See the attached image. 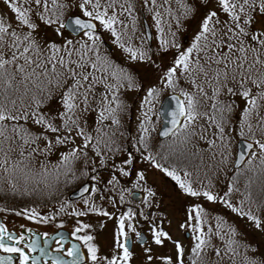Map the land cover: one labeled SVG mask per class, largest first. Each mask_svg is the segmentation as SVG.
<instances>
[{"label":"snow or ice","instance_id":"1","mask_svg":"<svg viewBox=\"0 0 264 264\" xmlns=\"http://www.w3.org/2000/svg\"><path fill=\"white\" fill-rule=\"evenodd\" d=\"M2 2L15 14L17 24L27 31H17L10 24H6L3 18H0V81L6 83L7 89H13L18 94L16 98L7 94L0 98V173L7 177L10 172H13L16 183L13 184L9 180L11 188L18 191V186L23 185L27 193L29 185L43 184L45 188H51L60 184L62 177L64 183H67L69 179L78 178L77 165L79 163H82L86 169L96 172V158H99L100 165L106 168L108 166L106 158H112V154L119 151L115 147L114 138L120 127L121 105L117 102L118 98L114 92L124 87L131 89L135 85L130 76L123 71L116 72L108 65L107 60L96 55L97 44L101 39L100 36L94 35L97 25L84 22L82 17L98 22L105 31L111 33L117 45L129 53L133 61L155 64L157 68H160V65L156 64L147 53L141 52L138 55L136 51L125 47L122 41L124 34L118 33L116 27L123 24V21L118 19L116 14L109 15V10L115 12L118 5L119 16L126 14L133 16L134 0H123V2L121 0H105V2L102 0H82V2L73 0L71 6L77 8L78 11L68 18L67 22L62 17L69 4L64 3L63 0H2ZM21 2L29 7H19ZM172 2L173 0H163V3L158 5L157 0H143V6L164 8ZM215 3L219 11H210L200 18L199 32L194 37V43L187 50H181L176 32H170L173 37L171 41H161V48L165 52L169 48L177 50L173 66L167 69L162 83L166 88L179 92L186 101L180 103L177 100L178 115L183 118V124L177 121L176 114H174L173 132L163 133L165 137L175 135L176 130L179 129L187 133L189 137L199 135L200 139H204V133L214 128V135L223 142L232 104L219 100L222 92L228 96L238 95L245 101L242 123L249 133H253V124L250 121L254 116L257 121L256 127L264 133V116L260 114V109L264 108V72L259 71L260 68H264V60L256 57L252 63H249L247 55L249 48L245 47L244 40L241 39V37L249 39L253 52L259 51L255 47L256 44L264 49V31H261L259 35L255 31H249L258 22V18L264 17V0H215ZM208 4L209 0H199V5L195 0L188 4H181L184 10L183 18L195 19L199 6L203 5L206 8ZM50 5L55 6V10ZM164 10L168 15L172 14L170 8ZM220 12H223L228 19L221 21ZM161 15L160 11H156L153 17L158 28L162 23ZM229 23L231 27L228 26ZM41 24L45 29H53L60 37L64 36L63 30L72 28L74 32L82 34L84 43L77 46L73 40H67L63 45L50 42L40 35ZM123 27L127 28V25L123 24ZM176 27L177 29L181 27L179 22ZM8 41L11 42L8 43ZM6 55L7 59H5ZM9 66L14 67L15 71L9 72ZM257 72H259V78H255ZM180 77H185L199 95L196 96L181 89L179 87ZM109 78L115 81V84L108 83ZM98 84H103L106 91H99ZM206 86L212 87L211 95L205 90ZM253 89L259 91H253ZM158 95L155 88L148 91V98ZM53 99L56 100V105L48 111H41L48 107V102ZM201 99L205 102L212 101L209 111H199ZM96 103L103 106L102 110L98 112L96 125L86 129V122L81 124V117L86 112L96 111L93 107ZM50 113L54 114L50 115ZM213 113H219V118ZM200 120L207 121V125H200ZM29 121L43 131L34 134L27 126ZM141 132L137 152L151 167L174 181L184 195L197 198V200L203 198L212 204H222L238 217L251 221L257 229L264 230L262 227L264 221L230 202L228 198L236 190L234 185H229L228 191L223 196L215 195L211 190H197L194 187L197 179L193 178L186 169H177L171 165L164 167L159 163L155 151L149 150L147 143L149 129L144 124L141 125ZM240 135L245 138L243 129ZM78 139L80 143L77 142ZM189 142L190 139L184 141V143ZM207 143L209 147L216 146L214 140L207 141ZM254 146L259 148L261 160L264 162V142L257 139H253L252 143L246 145V151L251 154L247 158L248 162L256 159ZM54 151L58 155V160L55 164L49 165L47 158ZM14 156L17 158L13 159ZM41 156L44 160L38 161V157ZM245 159L244 156H240V163H244ZM135 162H138V157L129 153L122 162L123 166L113 164V171L128 177L130 172L125 171V168L131 167ZM79 174L84 175L85 173ZM90 180L95 181L96 176L91 175ZM145 181L146 177L141 173L137 178L136 186H140L141 182ZM106 183L118 185L120 181L116 176H112ZM205 188L207 189V185ZM36 190L39 189L33 188V191ZM144 190L149 198L156 196L151 189L145 188ZM100 191L103 190L98 187L85 186L80 194L91 197ZM123 199L124 197L121 196V200ZM85 207L97 216L107 217L109 220L114 218L107 211L97 210L87 200ZM4 211L5 209L0 208V212ZM59 211L65 213L66 210L61 207ZM14 214L35 224H48L55 219L54 216H40L35 209H23ZM66 214L77 217L79 226L75 227L72 239L80 241L86 247V258L90 264H129L132 255L127 246V232L135 231V227L131 224V220L135 217L131 212L117 218V231L113 234L112 247L114 251L117 248L122 251L119 257L115 255L101 257L99 246L92 243L96 237L91 234L80 235L82 232L87 233L91 227L79 223L78 218L85 216L86 212L73 209ZM144 219L148 217L145 216ZM205 222V210L200 203H196L187 215V223L181 225L184 230L191 227L193 232L194 245L191 249V264H204L203 258L207 256L209 250L212 251L213 257L219 260L224 259L222 248L227 249L230 257L233 254L239 255L233 246L236 242L231 239L219 247H213L211 236L224 240L225 229L218 222L216 231H213L211 227L205 231L203 228ZM57 227L63 228L64 225L60 224ZM103 227L104 222H101L100 228L103 229ZM25 231L21 226L20 234L16 235L0 223V252L8 256L7 260L0 258V264H11L12 256L20 258L19 264H40L36 258L30 260L28 254L37 249L42 257H49L52 264H65L60 256H53L48 251L51 241L61 243L63 237H49L44 234V247L41 248L39 243L41 236L33 233L35 239L29 245L25 243L28 238L24 234ZM227 231L232 236L236 235L232 228H228ZM152 235L153 243L158 247H165V242L172 243L176 252L175 264H185L184 249L179 242L172 240L170 234L153 226ZM137 238L139 239L138 233ZM55 251L72 258V264H80L79 247L72 246L67 251L63 248H56ZM146 254L148 264H152L155 258L151 255V248L146 249ZM159 259L163 264H174L172 257H159ZM248 264H264V262L249 257Z\"/></svg>","mask_w":264,"mask_h":264},{"label":"trees","instance_id":"2","mask_svg":"<svg viewBox=\"0 0 264 264\" xmlns=\"http://www.w3.org/2000/svg\"><path fill=\"white\" fill-rule=\"evenodd\" d=\"M63 2L69 4V7L64 10V15H63L62 19H65L70 14L77 13L78 9L71 6L73 3V0H63ZM81 2H82V0H81ZM102 2H105V0H102ZM121 2H123V0H121ZM190 2H192V0H173L171 5H165L164 8L157 7V9L159 8V10L162 13L163 18L164 17L173 18V19H168V21L171 23H175V22H178L183 17V11L184 10L181 7V4H188ZM157 3H158V5H160L163 3V0H157ZM198 4H199V2H198ZM18 6L22 7V8H28L29 7L28 5H24L22 2ZM201 6H200V9H198V14H197L199 18L206 16L207 13L210 11H219V7H218V5H216L215 0L214 1L212 0V2H211V0H209V4L206 8L203 5H201ZM50 7L53 8V10H55V6L50 5ZM149 8H151V6ZM165 8H170V11L172 14L168 15L167 12H165V10H164ZM151 9H152V11L156 10V8H151ZM143 10H144V12L147 13V8H145ZM110 11H111V15L116 14L119 16L118 13L120 12V8L117 5L115 12H113L112 10H110ZM109 15H110V13H109ZM0 18H3L6 24H10L11 27L16 29L17 31H27V29H22L17 24V21L15 20V14L12 13L8 9V7L2 2V0H0ZM189 18H191V17H189ZM219 18L221 21L228 19L223 12H220ZM261 18H264V17H261ZM261 18H258V19H261ZM118 19L122 20L123 24H126L128 28H131L132 26H134L135 21L137 20V14H135V12H134L133 16H128L126 14L125 16H119ZM123 24L116 26L118 33H124L125 32V28L123 27ZM228 26L231 27L232 26L231 23H229ZM199 28H200V26H199ZM260 28H263V29H258L257 23H255L252 26V28L249 29V31H255L256 34L259 35V33L261 31H264V27H260ZM40 30H41L40 35L44 39H46L50 42L56 43L57 45H63L64 43H66L67 40H73L74 42L76 41L75 39H71V38H66V40H65V38H61V40L59 38L58 39H52L49 35H47V32L52 30V29H45L44 25H42V24L40 25ZM103 33H104V31L102 30V34ZM197 33H195V35L190 38V42H188V44L187 43L186 44L181 43L180 44L181 48L191 47L192 44L194 43V37L196 36ZM110 35H111V33H110ZM241 39L244 40L245 47L249 48V51L247 53L249 63H252L256 57H259L261 60H264V49H261L260 46L258 44H256L255 47L257 49H259V51L253 52V51H251V44L249 42V39L245 38V37H241ZM10 42L11 41H8V43H10ZM81 44H83V43H80L77 46H79ZM252 44H255V42H252ZM112 46H114V43L112 44ZM97 49H98V52L96 55H98L100 58L107 60L105 57L108 56L109 54L106 53L104 56V53L101 52L103 50V45H102L101 41L98 42ZM7 58H8V56L6 55L5 59H7ZM128 62H127V58H126L125 60L122 61V64L127 65V64H129ZM201 63H203V61H201ZM109 65L112 66L114 64H109ZM257 67L259 68V66H257ZM113 68L115 69L116 72L123 71L128 76L130 75L134 80H137V81L140 80L137 77V71L138 70L136 69V67H113ZM8 71L14 72L15 68L12 66H9ZM259 71L264 72V68H260ZM97 75H99V74H97ZM255 78H259V72L256 73ZM101 79H103V77H101ZM185 80H187V79H185ZM199 82L200 81L198 80V83ZM108 83L115 84V81H113L111 78H109ZM185 84H186V86L183 85V87H181V89H183L185 92H188V91H186V88L192 87V85L189 84L188 81H187V83L185 81ZM134 85H135V87H133L131 89L124 87V88H120L118 91L114 92V95L118 98L117 102L121 105V110L119 111L120 127L117 131V135L114 138L115 139V147H117L119 149V151L115 152L113 154L126 152V147L130 148L131 154H135V153L140 154L139 152H137L136 149L139 147L138 140H139L141 134L133 133V131L128 132V130L131 129V126L129 125L128 119H130L134 116V106H132V105H136L137 103H136V100H135V102H133V100H129L126 97H128L129 95H133L134 98L142 96V94H139V92H141L140 84L136 85V82H135ZM97 88L99 91H106L103 84H98ZM205 90L208 92L209 95H211V92H212L211 86H206ZM253 91H259V90L253 89ZM171 92H174V91L171 90ZM176 93L179 94V92H176ZM5 94L12 96L13 98H16V96L18 95L17 93H15L13 91V89H7L5 82L0 81V98H2ZM160 94L161 93H159L158 96H160ZM193 95H196V96L199 95L196 89L193 90ZM97 100H99V97H97ZM219 100L224 102V103L231 102L232 109L233 110L235 109L236 113H237V114H235V116L232 115V112L229 113L230 115H232V117H230V115L228 114L227 122H229V124H233V126L231 128L225 129L226 136H225L224 141L223 142L217 141L218 139L216 138V135H214V133L204 135V139H200V137L197 136V137H195L194 141L192 140L193 136H191V137L184 136V140L190 139V142L189 143H183V145H181V147L179 146L178 140L177 141L171 140V141L167 142L165 144L166 145L165 148L158 147V149L161 153H163V151H165L168 154V155L166 154L167 156H161L160 160L168 166L171 165L174 168H183L186 170L189 167L192 168L195 165L194 160H196V165H198L200 167L201 164H203V163H201L199 161L198 157H199V154H200V156H202V152L204 153V151H203L204 149L199 146L200 141L198 142V140L200 139L203 142L207 141V140L208 141H210V140L217 141V146H219V144L221 145V147H220L221 151H219L216 148V146L211 147V148H213V152H212L213 156L211 158H213V160L215 162V164H213V169H214L215 173L217 172V174H221V172L219 171V169L217 167H219V165L225 166L226 173H227V175H225V178H224L225 179V186L227 187L229 185H234V188L236 189L232 192L231 196L228 199L230 201H232L234 199V194L237 193L239 196L237 207H242L245 212H250L255 217L264 221V162H262L261 157L257 156L256 159L253 161V165L250 166L246 172H244V170H240V171L235 172L229 166V164L232 160V155H233V151L232 152L230 151V145L231 144L233 145L238 139L242 138L240 135L241 130H240V133L237 134L235 127H237L239 125H244L242 123V114H243V109L245 107V101L238 95L237 96H228V95L223 94V92H222L221 96L219 97ZM201 103L205 106L207 105V108L204 110H201V112L209 111L210 101L208 100L207 102H205L203 100ZM238 104L243 105V106L242 107L237 106ZM55 105H56V100L53 99L50 102H48V107L41 109V111H48L49 108H51ZM9 107H11V106L9 105ZM93 107L96 108V111L86 112L81 117V124H85V122H86V129L91 128V127L96 125V122L98 120V112L100 110H102L103 106L96 103L93 105ZM113 107H115V105H113ZM263 109L264 108L260 109V113H261V110L263 111ZM135 113H136V111H135ZM51 114H54V113H50V115ZM213 115H216L217 118H219V113H213ZM238 118H239V120H237ZM250 123L253 124V132L258 131L259 134L253 135V133H249L247 131V127L244 125L245 129H243V132H244L245 138H243V139L253 141V139L258 138L257 140H261L262 142H264V133H262L256 127L257 121H256L255 116L252 118ZM27 126L29 128H31V130L33 131L34 134L40 133L43 131V129L39 128L37 125H35L31 121L28 122ZM47 135H52V134H47ZM77 142L80 143L79 139L77 140ZM161 144L162 143L159 142V146ZM5 146L7 147V145H5ZM133 146H136V148H132ZM179 149H180V151H179ZM231 153H232V155H231ZM113 154H112V158H110V159L106 158L107 164H109L110 162H112L115 159ZM92 155H94V153ZM16 158H17L16 156L13 157V159H16ZM39 160H44V157L43 156L38 157V161ZM57 160H58V155L56 154L55 151L53 152L52 155H50L47 158L49 165L55 164ZM38 161H37V165H38ZM223 162H224V164H223ZM77 167H78V178L69 179V181L67 183H64L63 177H62L61 183L56 185L55 187H51V188H45L43 186V184L29 185L27 193L25 192L23 185L18 186V188H19L18 191H15L11 188V185L8 183V181L9 180L12 181L13 184L16 183L15 175L13 172H10L7 177H5L3 173H0V208L5 209L4 212H8V213L19 212L23 209H28V210L35 209V211L37 213H39L40 216H53L55 213L58 212V210L61 208V204L64 202V199L60 198L58 196V194L68 193L70 190L76 188L81 182H84V181H89V182L97 185L103 191H109V189H110V191H113V190H115V188H117L118 190L123 189V191L128 192L130 190L136 189V186L134 184L130 185V186H128V185L123 186L121 183H119L118 185L107 184L106 182L108 181V176L106 175V172H105L107 167L105 168V167L100 165L99 158H96V165H95L96 172H92L90 169H86L82 163H79L77 165ZM79 173H85V174L80 175ZM91 175L96 176L95 181L90 180ZM192 175H193V178H196L195 170L192 171ZM71 186H72V189H71ZM33 188H37L39 190L33 191ZM224 194H225L224 191H222L220 196H223ZM192 198L193 197H188V201L192 200ZM188 203H189L188 205H191L192 208L195 206L196 203H200L205 210L206 205H203L202 202H196V203L188 202ZM206 203L209 204L208 201H206ZM215 205H217V204H215ZM216 209H218V207ZM221 211L222 212H220V214H217V216L216 215L213 216V215H211V213H207L205 211V221L206 222L203 224V228L205 231H207V229L209 227H211L213 231H216L217 230V227H216L217 223L218 222L221 223L222 227L225 229V231L223 233L224 240H219L216 237L211 236V242H212L213 247H219V246L223 245L225 243V241L231 239V240L236 242L233 246L236 249V251L239 253V255L233 254L230 257L228 252H227V249L222 248L221 250H222V253L224 254V259L219 260L217 258H214L212 251L209 250L207 256L203 258L204 264H248V258L249 257H254V258H256V260L264 262V257L259 258L260 256L257 255L258 247L253 245V243H247L244 240V231L241 228V226H243V225L248 226V223L249 224H253V223L246 218L238 217L235 213H232L227 208H223V209H221ZM229 217H231V219H232V222L230 224H231V228L234 229L236 232L235 236H232L231 233H229L227 231L228 226H230V225H228V222L226 220H228ZM190 232H192V230ZM209 235H211V234H209ZM192 237H193V232L191 234V239H192L193 245H194V240ZM193 245H192V247H193ZM173 261L175 264V259ZM185 264H191V251L189 254H185Z\"/></svg>","mask_w":264,"mask_h":264},{"label":"rangeland","instance_id":"3","mask_svg":"<svg viewBox=\"0 0 264 264\" xmlns=\"http://www.w3.org/2000/svg\"><path fill=\"white\" fill-rule=\"evenodd\" d=\"M195 2L198 4L199 0H195ZM134 5H135L134 12L135 14H137V20L135 21L134 26H132L131 28H128V27L125 28V32L123 33L124 35H122V41L124 42L125 47L131 48L132 50L136 51L138 55L141 52L147 53V55L150 56L156 62V64L160 65V68H157L155 64H145L139 61H133L131 58H130V61H131L130 63L127 61L129 64L123 65L122 61L131 56L129 55V53L123 51L117 45V43L114 42V38H112L110 33L105 31L103 27L99 25L100 30L101 31L103 30L105 33L101 37L100 41L101 42L104 41L110 46L109 47L108 45H105L103 43V50L101 52L104 53V56L106 53L109 54L105 58L107 59L108 65L114 64L112 66L109 65L111 67H136V69L138 70L137 77L140 80L139 81L134 80L130 75L129 76L132 78L134 84L135 82H136V85L140 84L141 92H139V94H142V96L147 97V101H149V103L151 99H158V101L155 104L154 112L152 116L151 117H149L150 115L147 116V120H146L145 113H147V106L145 103H142L140 101L142 96L134 98L133 95H129L128 97H126L129 100H133V102H135L136 100V103H137L136 105H132L134 106V116L128 119L129 125L131 126V129H129L128 131L133 130V133L139 132V130H141V128L139 129L140 123L142 122L145 123L147 121L145 123L146 125L145 127H147L150 130L148 134V140H147V143L149 145V150L150 151L154 150L155 153L157 154V160L159 161V163L162 164L164 167H168V165L164 164L160 160L161 156H167L168 154L165 151L161 153L158 147L165 148L166 147L165 144L167 142H165V140L161 141L162 144L159 146L160 141L158 140L157 134L160 130L161 123L158 120L155 111L161 99L163 98V96L171 93L172 89L166 88L164 84L162 83V80H163L164 75L166 74L167 69L173 66V61L177 55L176 54L177 50L174 48H169L167 52L162 51L163 49L161 48V41L165 39L171 41L173 37L170 35V32H176L177 42L181 44L185 41L188 44V42H190V38L193 37L195 33H197L200 29L199 28L200 18L198 17V15L196 16L195 19L182 17L178 21L181 27L177 29L176 27L177 22L171 23L168 21V19H173V18L166 17V19L165 18L163 19V16L161 15L160 19L162 20V23L160 24L158 28L155 23V20L153 19L155 13H150V11L147 10L146 20L148 21V24L152 32V37H153L152 47L148 48L144 41L143 29L140 24V21H141L140 11L141 9H144L143 0H134ZM200 6H199V9H200ZM156 10L160 11L159 8L158 9L156 8ZM110 15H111V11H110ZM117 17L119 18L118 15ZM260 27H264V18L258 19L257 28L263 29ZM47 35H49L52 39L59 38L61 40V38H65L66 40V38H69V36H67L66 34H64L63 37L57 36L53 29L48 31ZM75 40L76 41L74 43L76 45L80 43H84L83 36ZM113 43H114V46H112ZM163 52H164V56H161ZM133 63H135L134 64L135 66H133ZM185 79H186L185 77H180V80H179L180 88L183 87V85L186 86L185 81L187 83V80ZM152 88L157 89V91L161 93L160 96H154L153 98H148V91L151 90ZM193 90L194 89L192 87L186 88V91L192 94H193ZM202 101L203 99H201V102ZM209 101L211 105L212 101L211 100ZM237 106L242 107L243 105L238 104ZM206 108H207V105L205 106L201 103V107L199 108V111L204 110ZM231 112L233 116L237 114L235 109L234 110L232 109ZM260 114L264 116V109L263 111L261 110ZM232 115H230V117H232ZM237 120H239V118ZM227 123H228L227 124L228 127L226 128H231L233 126V124H229V122ZM235 129H236V133L238 134L240 133L241 129H245V126L239 125L235 127ZM178 132L180 133V137L176 136L175 140L180 138L178 141H179V146L181 147V145H183L186 139L184 140V136H182V133L184 134V132H181V131H178ZM253 133L254 135L259 134L258 131H254ZM205 135H208V134H205ZM199 141H200L199 146L204 149L203 150L204 153L202 152V156H200L199 154L198 158H199V161L203 164H201V166L199 167L198 165H196V160H194V164L196 166L194 165L192 168L191 167L187 168V171L192 174V171L195 170L197 183L194 184V187L197 190H211L213 194L220 196L222 191H224V193L228 191V186L227 187L225 186V179H224L225 175H227L226 168L225 166H220L218 164L219 167L217 168L219 169L221 174H217V172L215 173L213 169V164H215V162L213 158H211L213 156L212 154L213 148L208 146V143H207L208 140L203 142L202 140L199 139ZM217 141L221 142L220 140H217ZM217 141H215L216 148L219 151H221L220 149L221 145L219 144V146H217ZM134 147L136 146H133L132 148ZM126 150H129V147H126ZM230 151L231 152L233 151V155L231 153L233 157L235 153V143L233 145L232 144L230 145ZM254 153L256 154V157L260 156V150L258 147L255 148ZM132 155L138 157V162H135L129 168H125V171L130 172V175L128 177L120 175L118 172H116L118 180L123 186H126V185L130 186L133 184L136 186L137 178L141 173L146 177V181L141 182L138 188L142 190H144L145 188L151 189L153 192L156 193L155 197L149 198L147 196V208H148V205L150 206L151 203H153V206L156 205L155 209L153 210L154 212L152 213L151 216L156 218L157 220L162 221V223L159 222L157 229L170 234L172 237V240L177 241L182 245L184 249V253L189 254L191 251L192 245H193V241L190 235L189 237H187V240H184V234L186 232H190L191 227H189L187 230H184L181 228L182 224L187 223V215L188 213L191 212L192 206L188 205L189 204L188 202H194V203L202 202L203 205H206L205 211L207 213H211V215L213 216L215 215L217 216V214H220V212H222L221 209L225 207L222 204L215 205L210 202H208L209 204H207L206 203L207 200L203 198H200L199 200H197V198H192V200L188 201V197L182 193V191L179 189L178 185H176L174 181H172L168 177H164L163 174L159 173L155 168L151 167L148 163L145 164V161L143 160V156L141 154L135 153ZM113 156L115 157V164H119L123 166L122 162L127 158L128 153L127 152L118 153V154H114ZM232 160L229 164L230 168H231ZM254 160L255 159L251 160L250 163L247 162L241 170H244V172H246L248 168L253 165ZM146 165H147V169H146ZM177 169H180V168H177ZM110 178H112V176ZM206 185H207V189L205 188ZM109 192L111 191L109 190ZM113 193H116L114 196V199L117 200L119 199L118 193L122 194L124 193V191L123 189L118 190L117 188H115V190H113ZM238 200H239V196L237 193H235L234 199L230 202H232L234 206H238ZM102 201H104L102 205H104V208H106V211L109 214H111L112 213L111 211H113L114 209L110 211V208L112 205V200L110 199V197H108V199H103ZM217 207L218 209H216ZM9 214L10 213L0 212V216L2 217H6V218L7 217L10 218V216H12L13 218L20 217L17 215H11V214L9 215ZM226 221L228 222V225H230L228 226V228H231V224H230L232 222L231 217H229L228 220ZM82 223L93 227V230L90 229L88 230L87 233L84 232L85 235L87 234L95 235L96 239L92 243L98 246L101 244L103 245V247H105L104 252L100 254L101 257L111 256L108 249L111 248V246L113 245V234L115 231H117V228H115V226L111 224L113 222L111 221L106 222L103 229H99L100 221L96 219H88V220L83 221ZM262 227H264V225H262ZM241 228L244 231V240L247 243H253V245L257 246L258 247L257 255L260 256L259 258L261 257L263 258L264 257L263 256L264 255V230L257 229L254 224H249V223H248V226L243 225L241 226ZM190 233L192 234V232ZM165 244H166L165 247L156 246L153 243L152 229H150V227H147V242L142 247L141 250H136L135 255L132 257V261H130L129 264H148L147 254H146L147 248H151V255L155 258L153 259L152 264H163V262L159 259V257H172L174 260L176 257L174 245L170 242H165Z\"/></svg>","mask_w":264,"mask_h":264},{"label":"flooded vegetation","instance_id":"4","mask_svg":"<svg viewBox=\"0 0 264 264\" xmlns=\"http://www.w3.org/2000/svg\"><path fill=\"white\" fill-rule=\"evenodd\" d=\"M145 164H147V162H145ZM146 169H147V165H146ZM108 173L111 175L113 173V169L108 170ZM77 188L70 190L68 193H60L58 194V196L63 199H68V196L70 195V193L76 190ZM90 188L92 187L90 186ZM71 189H72V186H71ZM115 194L116 193H113V192H106V193L98 192L92 195L91 197L84 196L74 201L63 202L61 204V207L65 208L66 210L65 213H61L60 211H58L59 213L53 215L55 219L52 220L48 224H35V223H32L30 220L24 219L22 216L18 218H13L12 216H10V218L0 216V223H2L9 230V232L14 233L16 235L20 234L21 226H23L24 229L26 230L24 234L28 237L25 243L29 245L31 244L32 240L35 239V236L32 235L33 233L41 236V240L39 242L41 248L44 247V244H43L44 234H47L49 237L51 236L63 237V241L61 243H57L56 241H51V246L49 247L48 251H50L53 256H60L65 261V264H72L70 263L69 257L64 256L63 253H57L55 249L63 248L65 251H67L72 246H76L80 248V256H81L80 264H90V261L86 258L87 256L86 247H84L80 243V241L72 239V233L75 227L79 226L77 223V217L69 216L66 213L72 211L73 209L77 211H84L87 214L85 216L78 218L79 223H82L83 221L88 220V219H96L100 221V223L104 222V225L106 222L111 221L113 222L111 224H113L115 228H117L116 227L118 223L117 218L124 216V215H128V213L131 212L133 216L135 217L134 219L131 220V224L135 227V231L127 232V234L131 238V243H130L131 251L130 252L133 257L135 255L136 250H141L142 247L145 245V244L144 245L137 244L136 242L137 233L144 234L147 238V227L152 225V223L147 221V219H144L145 216L150 215L149 205L147 208V192L144 190V197L139 202H133L129 200V197H128L129 194L126 195V194H120V193H118L119 199L115 200L114 199ZM121 196L124 197L123 200H121ZM108 197H110V199L112 200L110 211L114 209L113 211H111L112 212L111 215L114 217L111 220H109L107 217L97 216L93 214L92 212H90L89 209L85 207V201L87 200V202L89 204H92L97 210L106 211V208H104V205H102L104 203V201L102 200L108 199ZM60 224H63L64 227L63 228L57 227V225H60ZM90 229L93 230V227H90L89 230ZM99 229H101L100 224H99ZM80 235L84 236L85 234L84 232H82L80 233ZM91 235H94V234H91ZM10 246H17V245H10ZM104 248L105 247H103V245L101 244L99 245V249H100L99 255L104 252ZM108 250L111 256L115 255L119 257L120 255H122V251L119 248H117L114 251L113 247L111 246V248H109ZM28 254L30 256V260L31 258H36L40 261V264H52V260L49 257L47 256L42 257L40 255L39 249L29 252ZM0 256H1L0 258H4L5 260L8 259V256L5 253L0 252ZM10 260H11V264H19L20 258L18 256H12Z\"/></svg>","mask_w":264,"mask_h":264},{"label":"water","instance_id":"5","mask_svg":"<svg viewBox=\"0 0 264 264\" xmlns=\"http://www.w3.org/2000/svg\"><path fill=\"white\" fill-rule=\"evenodd\" d=\"M68 18H70V17H68ZM67 19H66L65 22H67ZM84 22L93 23L90 20H84ZM143 25H144L145 38H146L147 42L150 44V42H151V34H150V30H149L145 20L143 22ZM65 31L67 33H69L70 35H72L73 37H78L79 35H81L80 32H74L72 30V28H67ZM97 32L98 31H96V33ZM177 100H179V102L181 103V100H180V98L177 95H170V96H168V97H166V98H164L162 100L161 105H160V107L158 109V114H159V117H160V119L162 121V126H161V129H160L159 134H158L160 140H164V139H167V138L170 137V136L165 137L163 135V133H165V132H169V133L173 132L174 125H173L172 121H173L174 114H176V119H177L178 122H181V120H182V117H180L178 115L179 105L177 104ZM247 144H249V142L244 141V140H240V141L237 142L235 160H234V163H233V169L234 170L240 169L243 166V164L245 163V162L244 163H240V160H239L240 156H244L246 158L245 161L249 157L250 153L246 151V145ZM237 164H239L240 166L237 167L236 166ZM85 186L89 187L88 184L82 185L78 190H76L75 192H73L69 196V199L70 200H75V199H78V198L82 197L80 193H81V190ZM130 199L138 201V200L141 199V195L139 193H132L130 195ZM140 238H142V240H140ZM144 242H145L144 236L140 235L139 239H138V243L139 244H143ZM127 243H128V241H127Z\"/></svg>","mask_w":264,"mask_h":264}]
</instances>
